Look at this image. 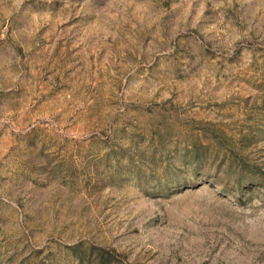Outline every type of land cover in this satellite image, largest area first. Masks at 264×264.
<instances>
[{"label": "rangeland", "instance_id": "rangeland-1", "mask_svg": "<svg viewBox=\"0 0 264 264\" xmlns=\"http://www.w3.org/2000/svg\"><path fill=\"white\" fill-rule=\"evenodd\" d=\"M0 264H264V0H0Z\"/></svg>", "mask_w": 264, "mask_h": 264}]
</instances>
